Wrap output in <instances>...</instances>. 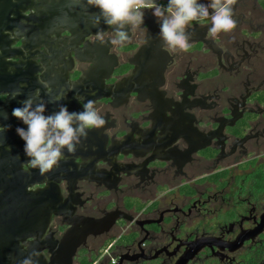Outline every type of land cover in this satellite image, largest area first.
<instances>
[{
  "label": "flooded vegetation",
  "instance_id": "1",
  "mask_svg": "<svg viewBox=\"0 0 264 264\" xmlns=\"http://www.w3.org/2000/svg\"><path fill=\"white\" fill-rule=\"evenodd\" d=\"M233 7L236 27L215 38L210 16L192 21L187 52L162 49L150 9L123 46L105 23L44 31L38 13L9 14L10 129H27L12 112L29 96L45 115L92 100L106 121L45 175L21 137L8 146L28 190L49 195L43 235L22 244L55 264H264V0Z\"/></svg>",
  "mask_w": 264,
  "mask_h": 264
},
{
  "label": "clouds",
  "instance_id": "2",
  "mask_svg": "<svg viewBox=\"0 0 264 264\" xmlns=\"http://www.w3.org/2000/svg\"><path fill=\"white\" fill-rule=\"evenodd\" d=\"M86 3L99 9V15L92 18L94 27L103 20L113 29L115 35L109 38L112 46H123L129 41L127 27L130 26L131 31L141 27L145 9L152 10L157 18L161 46L167 51L189 50L187 29L192 21L210 16L211 27L207 32L209 38H215L221 32H231L236 27L233 6L237 0H209L207 4L199 0H168L166 6L157 4L156 0H86ZM102 31H98L97 39L106 45L109 39L105 41ZM34 95L40 97V89H36ZM81 103L83 111L69 112L67 106L61 105L59 111L45 115L46 104L36 103L34 97L29 96L23 101V107L13 109L12 115L28 126L27 129L18 127L17 133L25 141L24 151L29 158L27 163L30 168L38 169L41 175L47 174L62 159L67 158L65 150L74 155L78 146L87 139L90 130L104 127L106 121L96 110L94 101L83 100ZM5 127L11 126H0V131H4ZM23 246L28 249L30 244L24 243ZM40 255V251L33 250L19 264H39L38 259L34 258Z\"/></svg>",
  "mask_w": 264,
  "mask_h": 264
},
{
  "label": "water",
  "instance_id": "3",
  "mask_svg": "<svg viewBox=\"0 0 264 264\" xmlns=\"http://www.w3.org/2000/svg\"><path fill=\"white\" fill-rule=\"evenodd\" d=\"M25 11L39 14L36 20L42 24L44 31L54 27L75 32L86 27L99 28L104 23L102 20L98 26H93L92 18L99 15V9L88 6L86 0H0V87L17 84L8 71L11 63L7 59L18 57L20 52L11 48L8 36L4 34L8 25L2 23L13 21L9 14L14 12L21 15ZM17 26L20 27V23ZM10 105V101L0 103V126L12 127L16 123L9 120L7 111ZM10 128L0 131V264H19L33 250L39 251L35 246L24 249L21 241L25 242L29 237L40 239L51 215L46 206L47 191L28 190L29 184L21 179L23 172L8 151V146L14 148L12 143L20 141V136L16 127ZM37 215L41 216L43 227H35ZM86 232L83 229L79 232L71 230L67 239L80 238ZM34 259H38L39 264H55L53 259L48 262L42 254Z\"/></svg>",
  "mask_w": 264,
  "mask_h": 264
}]
</instances>
